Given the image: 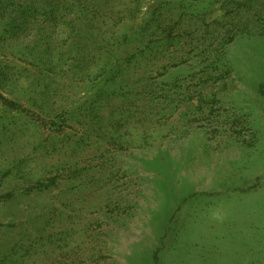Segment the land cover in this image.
I'll use <instances>...</instances> for the list:
<instances>
[{"label": "rangeland", "instance_id": "obj_1", "mask_svg": "<svg viewBox=\"0 0 264 264\" xmlns=\"http://www.w3.org/2000/svg\"><path fill=\"white\" fill-rule=\"evenodd\" d=\"M0 70V264H264V0H0Z\"/></svg>", "mask_w": 264, "mask_h": 264}, {"label": "trees", "instance_id": "obj_2", "mask_svg": "<svg viewBox=\"0 0 264 264\" xmlns=\"http://www.w3.org/2000/svg\"><path fill=\"white\" fill-rule=\"evenodd\" d=\"M42 57H46V56H42ZM43 64L51 67V66H55L57 63L55 60H44V59H39ZM62 58L59 60L61 61ZM80 61V67L82 69L83 74L81 75H85V77H99V76H104L107 72H109L110 70L114 69H120L119 67H115L113 69V67H110V62L107 60H103V63L101 62H97L95 67H93L89 72L87 69H85L84 67L81 66L82 64V59H79ZM93 71V72H92ZM0 80L2 81V83L4 82L5 85L7 87H18L20 85L19 80L20 77L17 76L14 72H9L6 70H0ZM0 104L3 105L5 108H8L10 110H14V111H19L21 113H26L27 112V108L20 102V100H14V99H10L9 97H7L5 94L0 92ZM155 261H158L157 256H154Z\"/></svg>", "mask_w": 264, "mask_h": 264}]
</instances>
